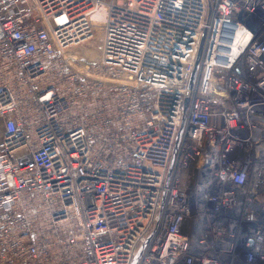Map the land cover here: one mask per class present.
Returning <instances> with one entry per match:
<instances>
[{"label":"built area","instance_id":"1","mask_svg":"<svg viewBox=\"0 0 264 264\" xmlns=\"http://www.w3.org/2000/svg\"><path fill=\"white\" fill-rule=\"evenodd\" d=\"M0 121V264H264V0H0Z\"/></svg>","mask_w":264,"mask_h":264},{"label":"rangeland","instance_id":"2","mask_svg":"<svg viewBox=\"0 0 264 264\" xmlns=\"http://www.w3.org/2000/svg\"><path fill=\"white\" fill-rule=\"evenodd\" d=\"M102 39V30L98 26L93 31L91 39L85 41L80 46L70 50L74 57L84 64L97 62L100 55V43ZM1 132V121H0Z\"/></svg>","mask_w":264,"mask_h":264},{"label":"bare ground","instance_id":"3","mask_svg":"<svg viewBox=\"0 0 264 264\" xmlns=\"http://www.w3.org/2000/svg\"><path fill=\"white\" fill-rule=\"evenodd\" d=\"M98 17V15H95V18Z\"/></svg>","mask_w":264,"mask_h":264}]
</instances>
